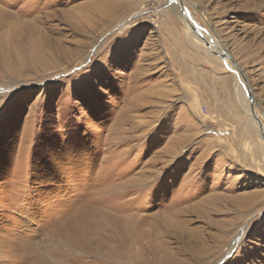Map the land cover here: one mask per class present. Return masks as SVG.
<instances>
[{
    "label": "rangeland",
    "instance_id": "374dc122",
    "mask_svg": "<svg viewBox=\"0 0 264 264\" xmlns=\"http://www.w3.org/2000/svg\"><path fill=\"white\" fill-rule=\"evenodd\" d=\"M181 1L264 124V0ZM170 2L0 0V264H264L247 94Z\"/></svg>",
    "mask_w": 264,
    "mask_h": 264
},
{
    "label": "water",
    "instance_id": "95a60500",
    "mask_svg": "<svg viewBox=\"0 0 264 264\" xmlns=\"http://www.w3.org/2000/svg\"><path fill=\"white\" fill-rule=\"evenodd\" d=\"M177 2H179V7H180L181 13H182V15L184 17V20H185L187 26H189L191 28V30L197 35V37L203 42V44L210 50V52L213 55L221 58L224 63L226 62V59L228 58L230 60L231 64H232V67H228V65H226L228 67V69H230L236 75L239 74L241 76L242 80H243V83L248 86L249 85L248 79H247L245 73L242 71V69H240V67L238 66V64L234 60V58L227 51H222L221 49H218V50L212 49L211 48V44H210L211 34H209L205 30V28L200 26L195 20L193 22L189 21L188 18L186 16H184V10L186 8L184 7L182 1L181 0H177ZM203 31L207 34L209 40H207L203 36V33H202ZM213 45H214V43H213ZM247 98H248V100L250 102V104H249L250 113L253 114V118L256 120V122L258 124V127L260 129V135L262 137L263 144H264V132L262 131L263 130V123H262L259 115H257L255 113V105H254V102H253L254 98H253V94L251 92L250 86H249V88L247 87Z\"/></svg>",
    "mask_w": 264,
    "mask_h": 264
},
{
    "label": "bare ground",
    "instance_id": "6f19581e",
    "mask_svg": "<svg viewBox=\"0 0 264 264\" xmlns=\"http://www.w3.org/2000/svg\"><path fill=\"white\" fill-rule=\"evenodd\" d=\"M170 3H174V4H176L175 6L177 7V8H179V2H177V0H176V2H173L172 0H171V2ZM184 16H186L187 18H188V20L189 21H194L195 19H194V17H193V15L191 14V12L190 11H188L187 9H185L184 10ZM182 17V16H181ZM182 19H183V17H182ZM203 33V36L207 39V40H209V38H208V36H207V34H205L204 32H202ZM194 37V36H193ZM194 39H196L198 42H201V43H203L199 38L197 39L196 37L194 38ZM210 44H211V48L212 49H214V50H218V49H221L222 51H227L226 50V48H225V44L223 43V42H221L220 40L218 41V40H214L213 38H210ZM213 43H214V45H213ZM232 57H233V55L229 52V51H227ZM234 58V57H233ZM234 60L236 61V63L238 64V66L240 67V69H242L241 68V66H240V64L238 63V61L234 58ZM226 65H228V67H232V64H231V62H230V60L227 58L226 59ZM236 77H237V80H238V85H237V89L236 90H239L240 89V93H239V95H241V96H243L244 94V92H246L245 93V95L247 94V87L249 88V86H250V89H251V92H252V94H253V91H252V86H251V82H250V80L248 79V82H249V85L247 86V85H245L244 83H243V80H242V78H241V76L238 74V75H236ZM243 90H244V92H243ZM240 96V97H241ZM242 98V97H241ZM253 98H254V101H255V104L254 105H257L256 104V99H255V96H254V94H253ZM243 99V103H244V105H245V107H246V110L248 111V113H249V115H250V119H252L253 121V125H254V127L256 128V130H257V132L260 134V129H259V127H258V124H257V122H256V120L253 118V114H251L250 113V106H249V102L248 101H246V99L243 97L242 98ZM255 113H256V111H255ZM257 114V113H256ZM258 115V114H257ZM263 118V117H262ZM263 123V122H262ZM256 125V126H255ZM263 132H264V124H263V130H262ZM260 137H261V135H260ZM264 150V149H263ZM233 243H235V242H232V246H233ZM229 246V247H232V246Z\"/></svg>",
    "mask_w": 264,
    "mask_h": 264
},
{
    "label": "snow or ice",
    "instance_id": "6c2138e0",
    "mask_svg": "<svg viewBox=\"0 0 264 264\" xmlns=\"http://www.w3.org/2000/svg\"><path fill=\"white\" fill-rule=\"evenodd\" d=\"M76 71H80V69H77ZM2 100H3V98H0V102H2ZM81 117H83V113H81ZM67 164H68L69 170H71V164H72L71 155H69L67 158ZM55 203H56L55 201H52V202H50V205H55ZM50 205H49V208L52 211V207H50Z\"/></svg>",
    "mask_w": 264,
    "mask_h": 264
}]
</instances>
